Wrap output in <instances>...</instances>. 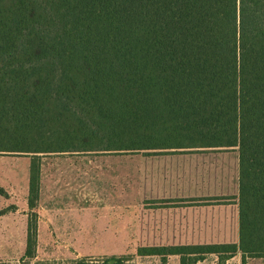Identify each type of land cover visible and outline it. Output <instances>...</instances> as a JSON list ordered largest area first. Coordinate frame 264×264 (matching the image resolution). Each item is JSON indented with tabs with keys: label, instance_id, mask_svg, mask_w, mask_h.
<instances>
[{
	"label": "trees",
	"instance_id": "obj_1",
	"mask_svg": "<svg viewBox=\"0 0 264 264\" xmlns=\"http://www.w3.org/2000/svg\"><path fill=\"white\" fill-rule=\"evenodd\" d=\"M192 149L238 150L239 242L138 255L264 257V0H0V151L33 156L30 207L42 154Z\"/></svg>",
	"mask_w": 264,
	"mask_h": 264
},
{
	"label": "rangeland",
	"instance_id": "obj_2",
	"mask_svg": "<svg viewBox=\"0 0 264 264\" xmlns=\"http://www.w3.org/2000/svg\"><path fill=\"white\" fill-rule=\"evenodd\" d=\"M222 152H232L233 163L239 160L237 149ZM32 157L0 151V264H70L84 257L98 261L111 256L125 257L126 264H180L177 255L168 256L164 263L160 256L138 255V248L220 240L208 235V230L182 227L181 207L203 201L150 198L152 173L175 166L172 158L162 159L161 153L42 154L40 194L34 208L29 205ZM30 220H36L38 227L31 258L25 254ZM216 256L207 254L196 264H235L220 263ZM257 260L254 264H264V259Z\"/></svg>",
	"mask_w": 264,
	"mask_h": 264
},
{
	"label": "crops",
	"instance_id": "obj_3",
	"mask_svg": "<svg viewBox=\"0 0 264 264\" xmlns=\"http://www.w3.org/2000/svg\"><path fill=\"white\" fill-rule=\"evenodd\" d=\"M231 153L222 152V149L183 150L174 154L172 152L171 157L170 153H161L167 157L162 159L172 158L175 166L160 167L159 172H153L150 178L153 189L149 196L152 199H193L204 202L199 206L181 207L182 227L205 229L208 235L220 238L206 241L207 244L239 242V160L237 158L233 163ZM257 259L264 257H247L246 264L258 263L255 262L259 261ZM229 260L242 264V254L237 253Z\"/></svg>",
	"mask_w": 264,
	"mask_h": 264
}]
</instances>
